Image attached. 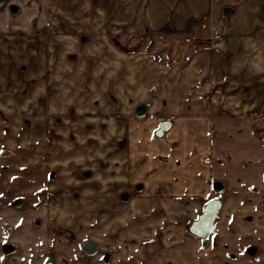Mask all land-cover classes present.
<instances>
[{"label":"crops","instance_id":"crops-1","mask_svg":"<svg viewBox=\"0 0 264 264\" xmlns=\"http://www.w3.org/2000/svg\"><path fill=\"white\" fill-rule=\"evenodd\" d=\"M6 4L5 11L0 8V30L7 32L0 34L10 35V56H13L10 66L21 64L26 57L29 64L19 66L18 72L28 71L23 87L18 90L15 86L5 101L9 97L10 100L34 97L25 91L33 89L35 82L40 89L42 84L46 89L47 80L57 84L63 80L73 82L78 96L72 99L71 106L59 110V92L49 97L51 93L45 91L48 101L26 113L23 128L27 129L26 123L34 127L41 123L45 128L54 123L50 126L53 128L75 110L77 124L84 123L81 121L86 119H79L86 115L98 117L102 129H110L118 122L119 141L125 138L126 142L123 149L118 144L116 149L120 153L129 150L122 154L126 155L121 160L124 172L106 196L85 195L86 191L96 189L86 183L66 182V187L83 190L80 200L60 196L59 207L53 203L37 209L25 205L0 216V236L4 234V225L10 223V228L15 229L11 241L21 245L25 255H15L12 264H25L26 259L47 252L54 254L57 264H199L200 256L209 258L212 237L204 245L202 239L188 234L186 224L198 216L209 199L219 195L213 187L217 182L224 184V193L220 194L223 204L212 235L222 242L231 238L244 242L249 258L262 253L264 0H9ZM14 5L19 7L16 13L11 10ZM48 19L51 23L47 28L39 30ZM216 26L224 34L221 49L213 48L210 40ZM144 34L150 40L170 39L168 45L173 39L184 38L181 50L186 60L181 63L174 56L166 64L143 58L145 54L118 50L110 40L118 37L127 44ZM203 42L207 44L200 45ZM114 54L122 60L112 76L97 66ZM80 68L84 71L81 76L76 73ZM29 69L40 74H30ZM68 75L72 76L67 78ZM20 77L10 75V84L0 82V95H4L1 86L5 84L7 91ZM112 81H118L119 91L125 89L123 95L117 92L118 107L110 103L108 93L105 96ZM102 89V96L98 94L100 104L91 105L88 97ZM215 94L231 100L213 104L210 98ZM143 104L148 106L146 117L136 120V110ZM106 106L111 110L102 111ZM49 113L60 114V123L49 118ZM113 114L118 117L113 119ZM166 119L173 124L163 138H158L155 131ZM10 121L0 122L2 154H10L12 148L10 129L18 130L14 116ZM90 124L93 130L96 127L93 122H88L86 129ZM12 135L21 140L19 134ZM29 141L26 139L30 145ZM38 142L43 147L45 142L41 139ZM53 155L40 154L38 158H54ZM143 157L146 158L140 162ZM43 162L46 165L41 166ZM47 162V159L38 161L36 171L24 180L26 185L18 195L35 194L38 188L35 181H30L32 178L51 179V186L54 185L51 191L59 188L65 192L67 188L59 183L66 180L61 176V164ZM116 163L119 168L120 162ZM89 167L86 163L83 168L76 167L74 174ZM109 168L110 164H106L105 169L99 168L98 174L103 175ZM74 179L77 178L73 175ZM136 183L142 184V191L130 201L121 202L118 194ZM2 191L1 194L9 192ZM18 191L16 188L9 194ZM36 219L42 220L39 228L35 226ZM61 229L71 231L75 237L61 233ZM83 239L95 242L97 252L90 255L81 250ZM163 243L164 249L158 248ZM212 262L209 260V264Z\"/></svg>","mask_w":264,"mask_h":264},{"label":"rangeland","instance_id":"rangeland-1","mask_svg":"<svg viewBox=\"0 0 264 264\" xmlns=\"http://www.w3.org/2000/svg\"><path fill=\"white\" fill-rule=\"evenodd\" d=\"M6 3H9V0H7ZM7 6L8 4H4L0 8L1 10L5 11ZM49 23H51L50 20L46 21L45 25H43V27H40L39 30L47 28ZM3 32H7V31L0 30V33ZM9 38L10 35L0 34V82L5 84L6 82H8V84H10L9 82L10 75H17V76L21 75V77L17 79L16 82H13L12 86H10L7 89V91L4 88L5 84L1 86L4 95H0V102L2 101L4 102L0 103V122L3 119L4 121H10L14 116L16 120L15 122L18 125V130L12 132V130L10 129V140L13 142V144H10V147H12L10 148V154L0 153V192H3L2 190H7V191L9 190V192H11V190H14L16 188L19 189V191L15 192V194H13L12 192L11 196L9 192L6 191H4L5 193L2 194L0 193V208H4V209L8 208L10 205V200L12 198H15V196H23V194L18 195L19 193L22 192L21 189H23V187L26 185V184L23 185V182L24 180L26 181V179L29 176H32L34 174V172L37 169V166L39 165L38 161H40V159H43L44 161L47 159L49 161L47 163L52 165H54L55 163L61 164L63 172H61L62 175L61 174L60 175L63 178H66V180L65 181L60 180L59 183L61 182L65 187L68 186L66 182L68 183L76 182V179L72 180L76 167L83 168L85 166V163L87 165H90L91 167L93 166L95 168L94 169L95 172H97V177L99 178V180L102 182L103 185L101 184L100 187L96 188V190H93L92 192L86 191L85 195L88 196L99 195L102 197L106 196L108 192L111 190L112 184L115 185L116 179H118L119 176L121 177L122 172H124L125 167L123 169L121 168L124 166V164L121 163V160L125 159L124 157L126 155H122V154L129 152L128 150L125 152L121 151L120 153L116 149L118 148L117 146L118 143H123V144H119V148L123 149L124 144L126 142L125 138H123L122 141H119L118 135L120 136L121 132H119L118 122L113 123L110 129L103 128L105 129L104 132V130L98 126L97 122L99 118L98 117H96L95 119L92 118V116L94 115H86L85 118L80 117L79 120L82 119H86V120L81 121L84 123L77 124L78 123L77 120L76 122H74V120H69L70 117L69 114L68 115L66 114V118L62 115L66 121L60 123V116H61L60 114L49 113L48 114L49 118H51L54 121L56 120L57 123H60L59 125L50 128V126L54 125V123L51 124L48 123L47 127L45 128V126L42 125L41 123H38L35 127L33 125H30L29 123H26L24 126L27 129L23 128L22 120L24 116H27L26 113L28 111L37 110L39 107L40 108L43 107L44 105L42 103L45 100L48 101V97H47L48 95H46L45 91H47V94L49 92L51 93L49 97L54 96V92L56 91L59 92L60 100L57 99L59 101V106L57 109L59 110L64 109L65 106L68 107L71 106L72 103L70 102L72 101V99L78 98V96L74 91L75 85L73 82H69V80L65 82L63 80L62 84H57L54 81L51 82L50 80H47L46 89H43V84L41 85L42 88L40 89L37 82H35L33 84V89L25 91V94L28 95L34 94L35 95L34 97H29L28 99L26 98L22 100L16 98L10 100L9 97V99L5 101L7 96H10V93L15 89V86L19 87L18 90H20L23 87L24 85L23 82L25 80V76H27L28 74V71L25 70L22 72H18L19 66L21 64H29L26 57L25 59H22L21 64L16 65L15 63V66H10V58H13V56H10V41L8 40ZM137 38L135 39L132 38L128 40L127 44L124 43L122 44L128 45V47L130 48L135 47V49L137 50H135L133 53L138 52L139 55L145 54L142 56L143 58H147V59L149 58L164 63L173 60L174 56H176L178 62L181 61V63H183L187 58L186 55H182V50H181L183 48L182 45L186 42L184 38L173 39L171 45L166 44L167 41H171L170 39L167 38L156 37L153 38L152 40H150V38H145V39H142V37H137ZM115 39L119 40L118 37H116ZM106 52L107 51H105L104 53ZM171 52H172V57H171ZM111 57L110 59L108 56V58H106L105 63L98 64L97 67L100 69L101 68L105 69L107 73H110L113 76L115 75L113 71L117 68L116 66L120 63L122 59H120L119 55L117 54L116 55L114 54ZM81 63H83V60L81 61ZM110 63H112L111 66H109ZM178 64L179 63H176V65ZM81 67H83V65ZM108 67H110L111 69H109ZM31 69H29L30 74L32 72L36 73V75L40 74L34 70L32 71ZM76 73L81 76L84 73L83 68H80L78 71H76ZM73 74H75V71H73ZM71 76L72 75L70 76L68 75L67 78ZM33 77L36 78L35 76ZM96 79L100 81L99 77H97ZM2 83H0V85ZM20 83H22L21 87H20ZM106 83H110V82H106ZM118 84H119L118 81L115 82L112 81L111 84H108L105 94L106 96L108 93V99L110 103L115 107L119 106V102L117 101V92L121 93L122 95L125 93L124 88L119 91L118 88L120 84L119 85ZM105 86L106 84L104 83V89ZM104 89L99 91L97 90L98 93H96V95L91 94V92H89V94L91 95L88 97V100L91 101L90 102L91 105L100 104V101L102 99L98 94L100 93V95L102 96V94L104 93ZM70 94H72L73 97L69 96L71 98H68V95ZM50 100L53 102L52 99ZM62 100H64V102L66 103H61ZM226 100L227 98H224L222 94H219V96L215 94L213 95V98H210V102H213V104H219V103L221 104L222 101L226 102ZM229 100L231 99H228L227 101ZM78 103L81 104L80 101H78ZM85 104L86 103H84L83 105ZM107 106H111V105L108 104ZM106 107H103L102 111L107 112L109 107L107 108ZM109 110L111 109L109 108ZM50 111L54 112V109ZM13 112H18V113H16L17 115H10ZM260 115L261 114H257L256 116H260ZM113 116H114L113 119H115V117H118V115L116 114H113ZM87 118H90V120H87ZM129 118H131V116ZM49 121L50 119H47V122ZM12 122L13 121H10V123ZM88 122H93V124L95 123L96 127L93 130L86 129V124ZM261 122H264V120H261ZM12 134H19L21 140H19V137ZM0 137H1V132H0ZM26 139H30L29 141L30 145L26 142ZM40 139L45 142L44 144H42L43 147H39L40 141L38 142V140ZM110 153L112 155L115 153L116 156H112V157L107 156L110 155ZM40 154L42 155L54 154L53 155L54 158H47V157L38 158V155ZM121 155L123 157H121ZM92 156H96L100 158H93ZM143 159L144 158H142L140 162H142ZM117 160L120 162L119 168H116L117 165L119 164L116 163ZM101 161H103L105 164H108V166L110 164L109 170L103 172V175L98 174L100 173L99 162ZM42 165H46V162L41 163V166ZM112 172H114L115 174L113 175ZM44 180L42 179L40 181H37L33 178L30 180L31 182L35 181L36 186L38 188L37 191L34 192L35 194L30 196L32 200L35 199L34 201H37L41 199V197H43L44 194L43 192L47 191L48 187L51 186L52 184L51 179L50 180L44 179ZM103 187L104 190L101 191ZM66 188L67 189H65L64 192L65 194H67V190H68V187ZM94 191H95V195H94ZM57 203H59V200L57 201ZM225 240H226L225 242H222L219 239H217L216 248H212V251L209 253V258L200 256L198 258L199 264H209V260L211 262L213 260L212 264H264V248L262 250V253H260V255L257 258L252 259L246 256L245 254L244 242H236L235 240L231 241L233 240L232 238ZM158 248L164 249V243L163 245L160 244ZM163 249L161 251H163ZM250 254L252 255V253Z\"/></svg>","mask_w":264,"mask_h":264},{"label":"flooded vegetation","instance_id":"flooded-vegetation-1","mask_svg":"<svg viewBox=\"0 0 264 264\" xmlns=\"http://www.w3.org/2000/svg\"><path fill=\"white\" fill-rule=\"evenodd\" d=\"M93 62H94V60L92 59V61L90 63V67H92ZM146 112H147V109H146ZM146 112H145V114H146ZM69 116L71 117L72 120L78 119V115L76 114L75 110H71L69 112ZM168 120H170V119H168ZM162 121H164V120H162ZM90 125L91 126L87 129L93 128L92 124H90ZM119 144H123V143H118V145ZM92 157L93 158H100V157H96V156H92ZM107 158H109V157H107ZM143 158L145 159L146 157H143ZM99 168L101 170L105 169L106 164H104L103 162H100ZM74 176L77 178L75 184L76 183H86L87 186L90 187L91 189H96V188L100 187L102 184V182L99 180V178L96 177V172H94V169L91 167L83 169L79 172H76L74 174ZM51 183H52V181H51ZM52 187H54V185L49 186L47 191H45L46 193L44 192L43 197H41V199H39L37 201L32 200L28 196H17V197H15L14 200L10 201V205L8 208H6V209L0 208V216L5 217L8 215L10 209H15L16 207H19V206L22 208L25 205H27L30 208H36L37 209L42 205H48V204L53 203L55 205V207H59L62 204V202L60 201V198H59L60 196H63V198H67V199H70L72 201H77V200L81 199V195L83 194V190L81 191V188L77 189V188L68 187L67 194H65L64 192H62V190L60 191L59 188H55V189L53 188L55 190V192L51 191L50 189H52ZM142 189H143L142 184L136 183V184L128 185L127 188L125 187L120 192V194H118V198L123 203L128 202L136 194L141 192ZM217 196H219V195H217ZM127 197H129V199H126ZM63 198H61V199L63 200ZM58 200H59V203H57ZM8 219L10 220V216H8ZM36 223L39 225H37ZM41 225H42V220L36 219L35 220V226L39 228ZM3 230H4L3 236H0V264H12L15 261L14 260L15 255H21V256H25V255H23L24 252H23L22 246L11 241L13 238V233L15 232V229L10 228V223L5 224ZM59 231L63 234L69 235L71 238L75 237L74 234L67 229H61ZM4 237H7L6 241H4L2 239ZM211 237H212L211 248H216V247H213L215 235L214 236L212 235ZM84 240L85 239L80 241V248L86 254H88L87 253L88 250H91L92 247L86 246L87 249L85 250L82 247V243ZM40 244H41V238L39 239V245ZM39 257L42 259H40ZM25 264H57V263L55 261L54 254L51 252H47L46 254H37L36 257L31 259V260L26 259Z\"/></svg>","mask_w":264,"mask_h":264},{"label":"water","instance_id":"water-1","mask_svg":"<svg viewBox=\"0 0 264 264\" xmlns=\"http://www.w3.org/2000/svg\"><path fill=\"white\" fill-rule=\"evenodd\" d=\"M7 0H0V7H2ZM12 12H16L19 10L18 6H11ZM230 11V10H229ZM148 106L145 104L140 105L135 113V119L136 120H142L145 118L146 109ZM173 124V121L171 120H164L159 123V127L155 131V135L158 138H163L167 131L170 129L171 125ZM216 190V192L219 194V196H215L211 199H209L203 206L201 212L198 214L196 218L190 219L186 224V230L188 234L195 236L197 238L202 239V242L204 245H207L209 243L210 237L214 232L215 228V221L217 217L220 214L223 199L220 196V194L224 193V184L217 182L213 186ZM126 199H129L127 197ZM86 246L92 247L91 250H88V254H94L96 253L98 249V245L93 242L91 239H85L82 243V247L86 250ZM107 259V258H106ZM105 259V260H106Z\"/></svg>","mask_w":264,"mask_h":264},{"label":"trees","instance_id":"trees-1","mask_svg":"<svg viewBox=\"0 0 264 264\" xmlns=\"http://www.w3.org/2000/svg\"><path fill=\"white\" fill-rule=\"evenodd\" d=\"M191 33V31H189V32H187L186 34L187 35H189ZM148 37V35L147 34H144L143 36H142V39H145V38H147ZM111 43L117 48V49H119L120 51H122V52H125V53H133L135 50H137V49H135V47H133V48H130V47H128V45H124V44H122L118 39H115V37H111ZM207 44V42H203V43H200V45H206ZM223 86V85H222ZM256 132H257V130H256ZM216 240H217V236H215L214 237V245H213V247H216Z\"/></svg>","mask_w":264,"mask_h":264},{"label":"built area","instance_id":"built-area-1","mask_svg":"<svg viewBox=\"0 0 264 264\" xmlns=\"http://www.w3.org/2000/svg\"><path fill=\"white\" fill-rule=\"evenodd\" d=\"M193 38H195V36ZM210 40H211L213 48L221 49L223 41H224V34H223L222 29L217 26L214 27Z\"/></svg>","mask_w":264,"mask_h":264},{"label":"snow or ice","instance_id":"snow-or-ice-1","mask_svg":"<svg viewBox=\"0 0 264 264\" xmlns=\"http://www.w3.org/2000/svg\"><path fill=\"white\" fill-rule=\"evenodd\" d=\"M13 179H15V178H13ZM3 240L6 241L7 240V237H4Z\"/></svg>","mask_w":264,"mask_h":264}]
</instances>
